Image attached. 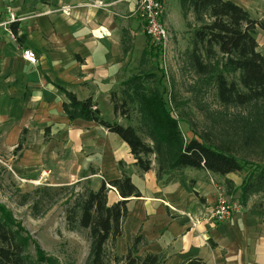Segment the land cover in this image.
<instances>
[{
    "label": "crops",
    "instance_id": "0c3cea01",
    "mask_svg": "<svg viewBox=\"0 0 264 264\" xmlns=\"http://www.w3.org/2000/svg\"><path fill=\"white\" fill-rule=\"evenodd\" d=\"M54 1L56 8L39 0H20L10 8L0 0L4 17L16 16L21 38L12 40L0 29V123L4 124L0 131L11 134L12 141L22 132L36 133L25 158L34 163L32 171L43 166L53 188L78 185L96 191L103 181L119 179L118 164L124 163L141 196L128 200L124 234L113 247L117 256H125L134 239L142 236L139 256L161 255L164 264H184L191 258L207 264H264V211L258 205L253 208L249 200L254 196L230 220L212 219L219 194L233 183L240 198L243 181L234 179L240 173L222 177L183 169L158 180L154 158L152 169L142 173L129 146L117 135L95 122L68 119L63 111L66 98L55 83L80 100L92 98L104 118L103 102L111 121L124 125L114 114L110 94L133 75L127 76L129 50L121 39L122 24L106 10L89 5L100 0ZM227 1L251 13L245 4L251 0ZM24 50L36 54V65L24 60ZM121 200L111 188L108 206Z\"/></svg>",
    "mask_w": 264,
    "mask_h": 264
},
{
    "label": "rangeland",
    "instance_id": "374dc122",
    "mask_svg": "<svg viewBox=\"0 0 264 264\" xmlns=\"http://www.w3.org/2000/svg\"><path fill=\"white\" fill-rule=\"evenodd\" d=\"M162 1L165 6L163 21L170 37L158 57L154 56L151 40L139 16L138 0H100L89 5L106 10L114 21L122 24L121 39L129 50L130 71L127 76L139 73L155 75L146 81V86L157 87L164 94L173 116L180 121L179 127L186 141L194 137L193 129L211 144L229 147L233 154L248 162L247 169L234 176L240 183L254 166L264 167V100L245 106L223 105L218 96V74L222 73L228 82H235L239 90L245 92L239 83L240 73L224 72V61L218 48L210 58L203 46L198 53L203 64L208 66V73H198L193 48L194 32L200 24L195 21L193 13L183 17L179 0ZM15 2L20 3V0H6L5 6L11 8ZM245 4L250 8L253 19H264V0H251ZM48 6L57 7L54 0H49ZM256 39L258 50L264 55V31L257 29ZM144 50L152 52L142 62ZM116 92L121 97V87ZM101 109L105 120L111 121V112L103 102ZM122 121L124 125L136 127L143 139L151 144L140 127V117L134 107L131 108L130 120L122 118ZM2 128L4 124L0 123V130ZM10 135L0 131V203L10 211L23 235L30 239L26 255L33 264H47L44 260H54L56 264H90L89 231L78 225L71 226L67 219L76 199L86 194L89 188L78 185L53 188L48 174L42 171L43 166L39 171L35 168L32 171L34 163L25 158L30 155L27 150L34 147L29 148L28 144L29 140L36 141V133L22 132L14 142ZM234 188L233 183L228 191L225 189L224 195L230 201L241 203ZM250 201L256 209L260 203L264 205V194L254 196ZM36 246L42 251L43 259L38 256ZM113 247V241L109 240L105 245L104 264H123L115 259L123 256H117Z\"/></svg>",
    "mask_w": 264,
    "mask_h": 264
},
{
    "label": "trees",
    "instance_id": "16d2710c",
    "mask_svg": "<svg viewBox=\"0 0 264 264\" xmlns=\"http://www.w3.org/2000/svg\"><path fill=\"white\" fill-rule=\"evenodd\" d=\"M39 1L47 4L49 0ZM179 3L183 17L187 18L193 13L195 21L200 24L194 32L193 57L197 72L208 73V66L203 64L198 53L200 46H203L206 56L210 58L218 48L223 57L224 72L240 73L239 83L245 92H241L235 82H228L222 73L218 74L216 83L220 102L226 106H245L264 100V55L259 52L256 39L257 29L264 31V19H253L247 10L227 0H179ZM12 31L16 41L20 42L16 24L12 25ZM151 49L155 57L163 51L162 46L152 45ZM151 52L145 51L143 60ZM153 78L155 75L151 73L133 75L122 83L121 97L116 91L110 94L116 117L129 121L131 108L136 109L140 127L151 144L143 139L136 127L105 120L92 98L80 100L63 84L57 82L54 85L66 98L63 111L68 119L72 122L78 119L95 122L117 135L129 146L136 160L135 165L142 173L152 169L153 156L158 180L165 174L183 169L206 170L222 177L244 172L248 162L233 154L231 148L211 144L191 128L194 137L189 141L184 139L180 121L173 116L164 94L157 87L146 86V81ZM118 168L122 174L119 179L103 181L98 190H89L80 196L67 217L71 226L78 225L90 233V264H104L106 243L109 240L114 243L124 234L123 221L128 215V200L141 196L124 163L120 162ZM111 188L118 191L122 200L108 206L107 197ZM260 194H264V167L256 165L243 181L239 199L245 205L250 197ZM259 208L264 211L261 203ZM143 244V237L137 236L128 253L115 259L123 264H164L165 258L161 255L139 256ZM29 246L30 239L23 235L10 211L0 203V264H33L26 255ZM36 250L43 259L40 248L36 246ZM44 262L56 264L54 260ZM184 264L207 263L200 258H191Z\"/></svg>",
    "mask_w": 264,
    "mask_h": 264
},
{
    "label": "built area",
    "instance_id": "2783aa9c",
    "mask_svg": "<svg viewBox=\"0 0 264 264\" xmlns=\"http://www.w3.org/2000/svg\"><path fill=\"white\" fill-rule=\"evenodd\" d=\"M139 16L144 22L145 33L151 40L153 46H162L163 50L167 46L169 32L163 21L165 6L162 0H138ZM17 21L14 14H10L5 18L0 10V29L5 30L12 40H16V36L12 31V25ZM22 57L31 65H36L38 58L31 50H24ZM243 206L238 201H230L224 192H221L217 198V202L212 212V219L217 223H224L230 220L236 214L241 213Z\"/></svg>",
    "mask_w": 264,
    "mask_h": 264
}]
</instances>
